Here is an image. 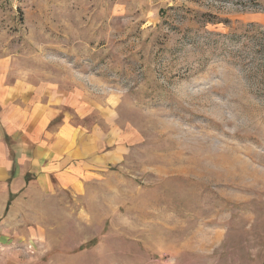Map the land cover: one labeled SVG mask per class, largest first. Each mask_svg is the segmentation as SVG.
Wrapping results in <instances>:
<instances>
[{"label":"rangeland","instance_id":"rangeland-1","mask_svg":"<svg viewBox=\"0 0 264 264\" xmlns=\"http://www.w3.org/2000/svg\"><path fill=\"white\" fill-rule=\"evenodd\" d=\"M0 58L112 106L126 148L12 195L0 264H264V0H0Z\"/></svg>","mask_w":264,"mask_h":264},{"label":"crops","instance_id":"crops-1","mask_svg":"<svg viewBox=\"0 0 264 264\" xmlns=\"http://www.w3.org/2000/svg\"><path fill=\"white\" fill-rule=\"evenodd\" d=\"M8 65L0 58V217L29 184L83 193L126 150L114 137L112 106L98 104L87 90L34 84L21 71L9 76Z\"/></svg>","mask_w":264,"mask_h":264}]
</instances>
